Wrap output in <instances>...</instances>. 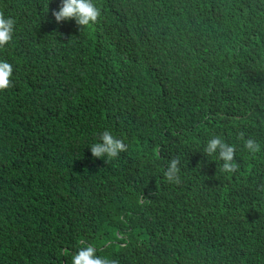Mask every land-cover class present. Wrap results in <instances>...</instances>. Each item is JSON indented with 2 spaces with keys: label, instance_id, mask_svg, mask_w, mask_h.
Instances as JSON below:
<instances>
[{
  "label": "trees",
  "instance_id": "obj_1",
  "mask_svg": "<svg viewBox=\"0 0 264 264\" xmlns=\"http://www.w3.org/2000/svg\"><path fill=\"white\" fill-rule=\"evenodd\" d=\"M60 3L0 0L15 22L0 264H71L84 246L115 264H264V0H92L90 27L56 22ZM105 130L124 150L93 157Z\"/></svg>",
  "mask_w": 264,
  "mask_h": 264
},
{
  "label": "clouds",
  "instance_id": "obj_2",
  "mask_svg": "<svg viewBox=\"0 0 264 264\" xmlns=\"http://www.w3.org/2000/svg\"><path fill=\"white\" fill-rule=\"evenodd\" d=\"M56 22L69 19L74 20L77 25L90 27L97 21L100 15L99 8L92 3V0H61L58 10L52 12ZM14 20L11 17L0 16V46L8 44L13 36ZM13 68L7 61L0 60V89H6L10 85V77ZM243 147L250 153L259 151V144L253 139H244ZM219 149V157L224 161L223 169L231 171L234 165L229 164L233 156V146L225 145L219 137H213L208 140L206 152L209 154L214 153ZM124 150L122 141L113 137L110 131H103L99 135L98 142L90 145V152L93 157L112 158L117 155L119 151ZM176 161L172 160L167 171L164 173L168 180L174 178L177 171ZM120 202L117 198L109 196L103 203V211H107L111 216L114 225L119 229L126 231L127 222L123 218L118 220L113 214L114 205ZM71 264H115V261H109L107 258L101 257L96 254V249L92 246L80 247L76 250L75 254L71 255Z\"/></svg>",
  "mask_w": 264,
  "mask_h": 264
}]
</instances>
